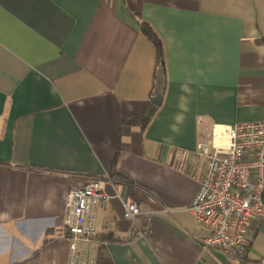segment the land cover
Instances as JSON below:
<instances>
[{"label":"crops","instance_id":"crops-1","mask_svg":"<svg viewBox=\"0 0 264 264\" xmlns=\"http://www.w3.org/2000/svg\"><path fill=\"white\" fill-rule=\"evenodd\" d=\"M146 128L128 125L155 90ZM264 121V0H0V264H67V194L126 179L100 209L93 264H240L206 249L188 211L205 173L198 143L216 125ZM111 193H114L110 189ZM148 213L129 240L124 202ZM248 260L264 264V224Z\"/></svg>","mask_w":264,"mask_h":264},{"label":"built area","instance_id":"built-area-1","mask_svg":"<svg viewBox=\"0 0 264 264\" xmlns=\"http://www.w3.org/2000/svg\"><path fill=\"white\" fill-rule=\"evenodd\" d=\"M197 148L205 173L188 211L207 233L204 247L240 264H254L246 248L253 228L264 224V121L216 125ZM118 183L110 176L94 177L67 194L61 233L69 244L67 264H93L90 246L99 236L97 214L113 199L123 202ZM123 216L132 224L130 242L147 236L150 216L138 203L124 202Z\"/></svg>","mask_w":264,"mask_h":264},{"label":"trees","instance_id":"trees-1","mask_svg":"<svg viewBox=\"0 0 264 264\" xmlns=\"http://www.w3.org/2000/svg\"><path fill=\"white\" fill-rule=\"evenodd\" d=\"M141 31L155 45L156 51H157V70L162 68L163 73L165 75L166 70H165L164 50H163L161 40L158 38L157 34L153 31V29L147 23L141 24ZM157 110H158L157 107L153 106L152 103H149L146 111L143 114L131 117L130 120L127 122V124L128 125H138L144 129L150 123L152 117L154 116ZM111 177L116 181L126 183V179L122 175L118 174L116 171L112 174ZM98 237H99V240L101 241H111L112 240V238L104 239L100 237V235Z\"/></svg>","mask_w":264,"mask_h":264},{"label":"water","instance_id":"water-1","mask_svg":"<svg viewBox=\"0 0 264 264\" xmlns=\"http://www.w3.org/2000/svg\"><path fill=\"white\" fill-rule=\"evenodd\" d=\"M166 92V78L162 68L158 70L156 77L155 90L152 95V105L159 108L162 106L163 99Z\"/></svg>","mask_w":264,"mask_h":264}]
</instances>
